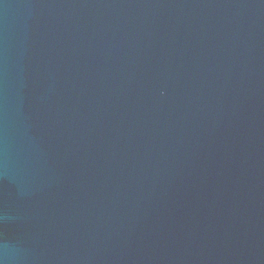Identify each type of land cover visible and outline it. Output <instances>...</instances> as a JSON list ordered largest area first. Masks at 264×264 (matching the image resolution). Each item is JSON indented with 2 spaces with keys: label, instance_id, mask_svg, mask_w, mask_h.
I'll return each instance as SVG.
<instances>
[{
  "label": "water",
  "instance_id": "obj_1",
  "mask_svg": "<svg viewBox=\"0 0 264 264\" xmlns=\"http://www.w3.org/2000/svg\"><path fill=\"white\" fill-rule=\"evenodd\" d=\"M0 264H264V0H0Z\"/></svg>",
  "mask_w": 264,
  "mask_h": 264
}]
</instances>
